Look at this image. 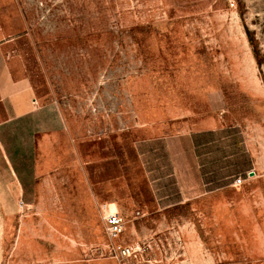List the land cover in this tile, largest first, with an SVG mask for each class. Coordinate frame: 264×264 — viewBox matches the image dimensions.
<instances>
[{"label":"rangeland","instance_id":"374dc122","mask_svg":"<svg viewBox=\"0 0 264 264\" xmlns=\"http://www.w3.org/2000/svg\"><path fill=\"white\" fill-rule=\"evenodd\" d=\"M0 264H264V0H0Z\"/></svg>","mask_w":264,"mask_h":264},{"label":"built area","instance_id":"2783aa9c","mask_svg":"<svg viewBox=\"0 0 264 264\" xmlns=\"http://www.w3.org/2000/svg\"><path fill=\"white\" fill-rule=\"evenodd\" d=\"M237 183L240 184L241 180L238 179ZM125 221L119 213L108 214L103 217V226L107 239L111 243V252L118 255L127 257L131 255L129 246H125L119 242L120 236L124 232Z\"/></svg>","mask_w":264,"mask_h":264},{"label":"crops","instance_id":"0c3cea01","mask_svg":"<svg viewBox=\"0 0 264 264\" xmlns=\"http://www.w3.org/2000/svg\"><path fill=\"white\" fill-rule=\"evenodd\" d=\"M109 207H110L109 211L116 210V206L114 204H110Z\"/></svg>","mask_w":264,"mask_h":264},{"label":"water","instance_id":"95a60500","mask_svg":"<svg viewBox=\"0 0 264 264\" xmlns=\"http://www.w3.org/2000/svg\"><path fill=\"white\" fill-rule=\"evenodd\" d=\"M250 175L252 176V175H254V173L253 172H250Z\"/></svg>","mask_w":264,"mask_h":264},{"label":"bare ground","instance_id":"6f19581e","mask_svg":"<svg viewBox=\"0 0 264 264\" xmlns=\"http://www.w3.org/2000/svg\"><path fill=\"white\" fill-rule=\"evenodd\" d=\"M110 214H113V213H110Z\"/></svg>","mask_w":264,"mask_h":264}]
</instances>
